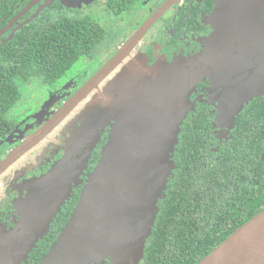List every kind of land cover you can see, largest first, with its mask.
Returning a JSON list of instances; mask_svg holds the SVG:
<instances>
[{
	"label": "water",
	"instance_id": "obj_1",
	"mask_svg": "<svg viewBox=\"0 0 264 264\" xmlns=\"http://www.w3.org/2000/svg\"><path fill=\"white\" fill-rule=\"evenodd\" d=\"M68 7L95 0H60ZM212 32L204 49L188 59H140L107 80L83 109L65 154L51 171L31 181L18 204L21 224L0 221V264H25L38 241L81 182L99 133L108 136L76 205L37 264H139L172 174L182 122L193 109L191 94L209 77L212 97L233 104V115L264 95V0H215ZM131 39L70 96L34 134L0 161V173L50 132L73 107L124 60L148 28ZM264 157V152H263ZM197 264H264V209L238 227Z\"/></svg>",
	"mask_w": 264,
	"mask_h": 264
},
{
	"label": "flooded vegetation",
	"instance_id": "obj_2",
	"mask_svg": "<svg viewBox=\"0 0 264 264\" xmlns=\"http://www.w3.org/2000/svg\"><path fill=\"white\" fill-rule=\"evenodd\" d=\"M214 2L95 0L88 5L68 7L60 0H0V78L9 73L8 77L18 88L31 78L14 73L9 67L11 48L19 45L15 39L22 29L43 19L46 22L92 19L104 31L102 41L93 45L88 55L82 56L87 69L73 76H67L66 72L51 84L40 79L46 91L45 102L42 100L31 112L27 109L13 111L15 105L7 111L0 110V161L40 129L119 47L149 23L124 60L98 88L0 173V221L7 228L21 224L17 207L32 189L31 181L47 174L62 158L79 124L77 118L107 80L116 76L127 62L140 59L147 66L158 60L171 63L201 53L212 32L209 16ZM109 33H115V41L107 53L97 58ZM212 89V81L207 77L196 84L190 96L193 109L182 122L172 156V174L164 197L158 201L154 225L162 227L167 222V230L177 238L210 232L215 225L231 223L234 219L243 225L252 218L254 207L264 206V95L253 97L239 114L233 115L231 109L225 108H237L236 105H225L213 98ZM109 128L106 126L105 131L99 133V141L80 174L81 182L73 188L67 202L76 199V205L87 175L93 171L107 140ZM26 156L29 158L24 161ZM67 202L36 249L50 238L47 251L58 236L75 206L69 208ZM247 216L251 218L244 220ZM179 222L180 227L176 226ZM143 262L142 258L139 264H145Z\"/></svg>",
	"mask_w": 264,
	"mask_h": 264
},
{
	"label": "trees",
	"instance_id": "obj_3",
	"mask_svg": "<svg viewBox=\"0 0 264 264\" xmlns=\"http://www.w3.org/2000/svg\"><path fill=\"white\" fill-rule=\"evenodd\" d=\"M103 37L104 31L100 24L92 19H62L53 22L43 19L18 33L15 42L19 45L11 48L9 67L27 79L38 77L44 83L51 84L64 75L80 57L88 55L93 45L102 41ZM4 75L6 77L0 78V110L7 111L20 98V91L8 77L10 74ZM75 201L72 199L67 202L68 207H73ZM263 209L264 206L254 207L251 217ZM241 225L234 219L231 223L215 225L213 231L201 234L195 232L190 237L182 235L177 238L167 230V222L162 227L155 224L145 245L143 261L145 264H197ZM176 226L180 227V222ZM50 242V238H47L42 247L33 249L25 264H37Z\"/></svg>",
	"mask_w": 264,
	"mask_h": 264
},
{
	"label": "rangeland",
	"instance_id": "obj_4",
	"mask_svg": "<svg viewBox=\"0 0 264 264\" xmlns=\"http://www.w3.org/2000/svg\"><path fill=\"white\" fill-rule=\"evenodd\" d=\"M114 35L115 33H109V36H106L107 42L102 46V49L99 52L97 58H100L103 54L107 53L109 46L111 47L113 45L116 38V35L115 36ZM84 61H85V57H81L76 63H74V65L67 71V76H73L87 69L88 66L84 65ZM126 64L128 65V62ZM127 65L123 66L121 72L124 71ZM105 87L106 85H104L102 89L104 90ZM19 91H20V98L16 102L13 111H20L27 109L28 112H31L32 110L35 109L34 107L39 106L40 103H43L42 102L43 99L44 100L46 99L45 97L46 91L44 90V84L37 77H31L28 81L21 83V85L19 86ZM99 93L100 91H98L96 95H98ZM27 158H29V156H26L23 160L26 161ZM19 212L20 210L17 212L20 215Z\"/></svg>",
	"mask_w": 264,
	"mask_h": 264
}]
</instances>
